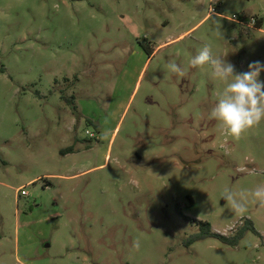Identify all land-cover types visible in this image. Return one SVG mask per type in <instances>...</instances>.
I'll use <instances>...</instances> for the list:
<instances>
[{"label": "rangeland", "instance_id": "obj_1", "mask_svg": "<svg viewBox=\"0 0 264 264\" xmlns=\"http://www.w3.org/2000/svg\"><path fill=\"white\" fill-rule=\"evenodd\" d=\"M205 44L264 63V0H0V264H264V208L221 195L264 184V122L209 119Z\"/></svg>", "mask_w": 264, "mask_h": 264}, {"label": "clouds", "instance_id": "obj_2", "mask_svg": "<svg viewBox=\"0 0 264 264\" xmlns=\"http://www.w3.org/2000/svg\"><path fill=\"white\" fill-rule=\"evenodd\" d=\"M189 66H209L212 77L224 84L208 117L217 121L226 135L239 140L245 133L264 122V81L259 79L261 72H264V63L254 61L248 65V71L237 72L232 63L225 57L214 55L211 46L205 44L190 59ZM166 67L171 74L180 77L187 74L185 68L175 61H169ZM221 195L230 209L239 215L248 211L250 203L264 208V184L238 191L225 187ZM132 246L139 249L140 241L134 240Z\"/></svg>", "mask_w": 264, "mask_h": 264}, {"label": "trees", "instance_id": "obj_3", "mask_svg": "<svg viewBox=\"0 0 264 264\" xmlns=\"http://www.w3.org/2000/svg\"><path fill=\"white\" fill-rule=\"evenodd\" d=\"M262 21L259 20L257 26H261ZM74 147H69L65 152L66 153H72L74 152ZM198 226H199V232L191 235L188 240L186 241L185 245L186 247L191 246L193 243L206 239V238H216L220 240L222 243L230 245V246H237L239 241L242 239L244 234L247 231H252L255 234L260 235V233L255 229L252 221L248 220L244 226L237 231V233L234 236H225L223 234L217 233L213 230L212 225L209 222H204L201 220H196Z\"/></svg>", "mask_w": 264, "mask_h": 264}, {"label": "built area", "instance_id": "obj_4", "mask_svg": "<svg viewBox=\"0 0 264 264\" xmlns=\"http://www.w3.org/2000/svg\"><path fill=\"white\" fill-rule=\"evenodd\" d=\"M212 12H215V9L214 8H212ZM22 194L27 195V193L25 191H23Z\"/></svg>", "mask_w": 264, "mask_h": 264}]
</instances>
